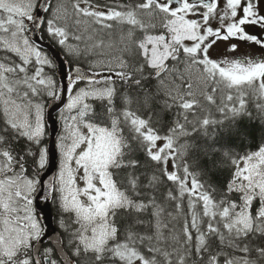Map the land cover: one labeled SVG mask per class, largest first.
<instances>
[{"label": "snow or ice", "instance_id": "6c2138e0", "mask_svg": "<svg viewBox=\"0 0 264 264\" xmlns=\"http://www.w3.org/2000/svg\"><path fill=\"white\" fill-rule=\"evenodd\" d=\"M261 4L0 0V264H61L44 246L40 196L71 217L60 221L67 264H264V144H227L244 137L241 120L264 122V53L211 55L232 39L264 49L248 31L264 29ZM30 28L102 57L91 66L102 70L59 89ZM65 91L61 164L44 195L42 99ZM221 167L223 186L212 179Z\"/></svg>", "mask_w": 264, "mask_h": 264}, {"label": "water", "instance_id": "95a60500", "mask_svg": "<svg viewBox=\"0 0 264 264\" xmlns=\"http://www.w3.org/2000/svg\"><path fill=\"white\" fill-rule=\"evenodd\" d=\"M41 15H45V14L41 12ZM39 31L40 30L31 29L30 38L34 42H38L41 47L45 48L52 54L51 57L55 61L58 75H60L62 89L66 90L67 86L70 84V81L67 76V73H68L67 62L63 59V57L58 52H56L52 48V46H50L49 43L42 44L38 41ZM65 93L62 96L61 103L58 105V107L57 106L54 107V104L52 103L50 104V106L48 107L46 111V122L48 124L49 136H50V141L48 143L49 163H48L47 168L39 176V179L43 182V185L45 186L43 189L44 195H46L47 193V188H46L47 183L56 177L57 154H56V148L54 146V140L57 134L59 133V126L57 125L53 117V113L56 110H60V108H62V106L64 105V102L66 100ZM42 199L44 200L43 204L40 203ZM50 203H51V199H44L43 196H40V198L38 199L37 213L39 214L41 221L46 229L45 241L50 243L54 247L55 253L57 257L62 261V263L67 264L65 257L68 254L65 248L63 247V243H58L62 240L54 226V221H53V217H52L51 210H50Z\"/></svg>", "mask_w": 264, "mask_h": 264}, {"label": "trees", "instance_id": "16d2710c", "mask_svg": "<svg viewBox=\"0 0 264 264\" xmlns=\"http://www.w3.org/2000/svg\"><path fill=\"white\" fill-rule=\"evenodd\" d=\"M53 3H56V0H54ZM42 38L44 40H49L51 42L53 41L52 38L47 35L46 31L42 32ZM81 59H83V56H81L79 58L77 57V59H75V60H72V58L70 57V62L72 64L83 65L82 62L80 61ZM45 69H47V68H45ZM50 70L52 71V75H54V70L53 69H50ZM55 81H56V79H55ZM83 85L85 86V84H83ZM91 103L94 105V107L98 113L103 112V108H102V105L100 102H91ZM116 104H117V107L119 108V107H122L123 102L121 100L117 99ZM165 119L168 120L169 117L166 116ZM240 130L244 134L243 138H241L239 135L229 136L227 138V144L232 146L234 151H239L241 153H243L246 150H253L254 151L261 144H264V122H261L259 119L249 120V119L245 118V119L241 120ZM42 143H43V146L46 147L45 139L43 140ZM137 155L142 161L145 159V157L143 156L142 153H138ZM219 158L220 157L218 154L217 159H219ZM30 171L32 172V174L34 176L36 175L35 169H30ZM40 172H41V170H39V173ZM230 174L231 173H230L229 169H227L226 167H221L213 173L212 179L217 184L223 186L225 181L229 178ZM51 213H52V216L54 218L55 227H56L58 233L60 234V236L62 237L64 247H65L68 234L60 226V221H61V219H63L65 221V223L71 225V217L69 214H65L61 211V209L59 208L58 200L57 201L52 200V202H51ZM44 246L48 247L49 245L44 244ZM65 249H66L67 253L69 254L68 249L66 247H65ZM54 256H55V254H54Z\"/></svg>", "mask_w": 264, "mask_h": 264}, {"label": "rangeland", "instance_id": "374dc122", "mask_svg": "<svg viewBox=\"0 0 264 264\" xmlns=\"http://www.w3.org/2000/svg\"><path fill=\"white\" fill-rule=\"evenodd\" d=\"M261 8L264 9V4H261ZM213 26L216 27L217 25L214 23ZM248 31L250 33H252V34H259L260 38H264V29H261L259 27L250 26V27H248ZM71 43L73 45H76L78 42L73 40ZM233 43H237V44L240 45L239 50H238L237 53H229L228 52L229 45L233 44ZM80 47L83 48V45L81 44ZM62 49H63V51L66 54L74 56L76 59H77L76 56H80V57L83 56V59L87 60V62L90 63V64L96 63L100 59H102V57L89 55L87 53H85L83 55H74V54H72L71 52L68 51L67 47H62ZM262 53H264V49H260L259 46H256V45H253V44H250V43H247V42H240V41L232 42V43L225 42V41H218L217 44L211 50V55H212L213 58H222L225 55L239 56V55H245V54H250V55H253L255 57H260L262 55ZM46 67L50 68L51 65L50 66H46ZM45 73L48 76H51V71L48 68L45 70ZM52 79H53V77H52ZM46 101L47 100L42 101V102L46 104ZM60 120H61V122L63 124V120L61 118V115H60ZM63 131H64V125H63ZM63 131H62L61 135H63ZM59 138L60 137H58V139H57L56 145H57L58 153H59V167H60V164H61V153H60V149H59V143H60V139ZM59 167H58V171H59ZM81 186H82V182H81Z\"/></svg>", "mask_w": 264, "mask_h": 264}, {"label": "flooded vegetation", "instance_id": "af4514ba", "mask_svg": "<svg viewBox=\"0 0 264 264\" xmlns=\"http://www.w3.org/2000/svg\"><path fill=\"white\" fill-rule=\"evenodd\" d=\"M232 40H229L228 42H231Z\"/></svg>", "mask_w": 264, "mask_h": 264}, {"label": "bare ground", "instance_id": "6f19581e", "mask_svg": "<svg viewBox=\"0 0 264 264\" xmlns=\"http://www.w3.org/2000/svg\"><path fill=\"white\" fill-rule=\"evenodd\" d=\"M60 235V234H59ZM61 237V236H60Z\"/></svg>", "mask_w": 264, "mask_h": 264}]
</instances>
